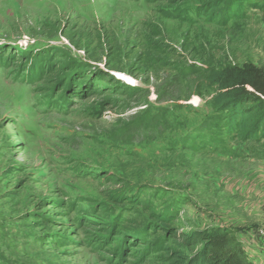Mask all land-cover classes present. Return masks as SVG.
Listing matches in <instances>:
<instances>
[{
  "label": "rangeland",
  "instance_id": "374dc122",
  "mask_svg": "<svg viewBox=\"0 0 264 264\" xmlns=\"http://www.w3.org/2000/svg\"><path fill=\"white\" fill-rule=\"evenodd\" d=\"M220 3L0 0V264H177L167 229L264 264V137L208 79L264 67V0Z\"/></svg>",
  "mask_w": 264,
  "mask_h": 264
},
{
  "label": "trees",
  "instance_id": "16d2710c",
  "mask_svg": "<svg viewBox=\"0 0 264 264\" xmlns=\"http://www.w3.org/2000/svg\"><path fill=\"white\" fill-rule=\"evenodd\" d=\"M227 0H221L220 5ZM232 3L228 12L236 11ZM194 54V50H187ZM208 79L215 86L213 106L219 112L228 114V127L242 139L264 137V67L254 63L223 65L209 71ZM155 220H175L166 213L156 214ZM156 229H153L155 231ZM169 240L177 250L170 255L177 264H255L243 249L235 232L218 230H192L177 232L167 229Z\"/></svg>",
  "mask_w": 264,
  "mask_h": 264
}]
</instances>
